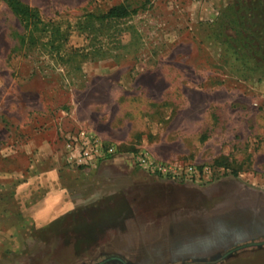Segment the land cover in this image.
<instances>
[{"label": "rangeland", "instance_id": "374dc122", "mask_svg": "<svg viewBox=\"0 0 264 264\" xmlns=\"http://www.w3.org/2000/svg\"><path fill=\"white\" fill-rule=\"evenodd\" d=\"M23 1L71 24L81 49L83 14L138 13L104 31L109 57L78 69L22 45L0 0V264H264V78L238 79L214 40L238 36L236 0ZM79 128L116 155L71 164L65 135ZM140 152L178 174L137 165Z\"/></svg>", "mask_w": 264, "mask_h": 264}, {"label": "trees", "instance_id": "16d2710c", "mask_svg": "<svg viewBox=\"0 0 264 264\" xmlns=\"http://www.w3.org/2000/svg\"><path fill=\"white\" fill-rule=\"evenodd\" d=\"M3 1L20 23L21 32L18 37L22 45L27 48L45 49L52 55H56L54 57L58 58L61 64L72 63L78 69L81 68L82 63L89 60L97 61L109 57L111 52L105 50L104 45H97L98 42L103 41L104 31L117 28L118 24L138 13V8L121 3L103 13L83 14L76 22L75 29L84 33L86 39L92 44L88 48L81 49L69 45L71 24L65 26L60 22L46 20L40 9L23 0ZM263 1L236 0L233 2L230 7L232 18H228L231 19L229 23L232 28H238V36H215L214 34V40L221 47L223 46L222 48L231 50L234 61L239 66L235 75L240 80L264 78V31H262L264 29H261L264 27ZM247 17H250L251 21ZM218 19L216 25L222 30L226 23L223 14ZM128 27L130 29L132 26ZM250 30L253 31L252 34ZM122 31L123 29H119L118 33L121 35ZM122 41L123 37L117 36V45L122 46Z\"/></svg>", "mask_w": 264, "mask_h": 264}, {"label": "built area", "instance_id": "2783aa9c", "mask_svg": "<svg viewBox=\"0 0 264 264\" xmlns=\"http://www.w3.org/2000/svg\"><path fill=\"white\" fill-rule=\"evenodd\" d=\"M65 142L66 155H68L69 162L76 167L88 170L95 168L99 163L113 158L117 152V148L114 145L105 142L97 134L84 128L67 133ZM134 162L146 170L159 175L175 176L178 174L177 167L164 165L153 160L144 152L134 155Z\"/></svg>", "mask_w": 264, "mask_h": 264}, {"label": "crops", "instance_id": "0c3cea01", "mask_svg": "<svg viewBox=\"0 0 264 264\" xmlns=\"http://www.w3.org/2000/svg\"><path fill=\"white\" fill-rule=\"evenodd\" d=\"M59 195L61 196L62 194L59 193ZM42 205H43V208H42L43 210L41 211V214L42 215H38L39 217H41L40 220H43L45 218V215L48 214V213H50V211L52 209V208L50 209L49 205L47 203H45V202ZM59 205H61L62 207L64 206V209L59 214L68 212V211H70L72 209L71 203L68 204L67 199H66V196L65 197L62 196V199H61Z\"/></svg>", "mask_w": 264, "mask_h": 264}]
</instances>
